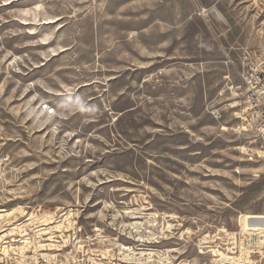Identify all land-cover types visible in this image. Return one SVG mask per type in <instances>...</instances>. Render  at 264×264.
Returning a JSON list of instances; mask_svg holds the SVG:
<instances>
[{
  "label": "rangeland",
  "instance_id": "1",
  "mask_svg": "<svg viewBox=\"0 0 264 264\" xmlns=\"http://www.w3.org/2000/svg\"><path fill=\"white\" fill-rule=\"evenodd\" d=\"M262 42L264 0H0V250L264 264L221 245L264 214V156L224 63Z\"/></svg>",
  "mask_w": 264,
  "mask_h": 264
},
{
  "label": "built area",
  "instance_id": "2",
  "mask_svg": "<svg viewBox=\"0 0 264 264\" xmlns=\"http://www.w3.org/2000/svg\"><path fill=\"white\" fill-rule=\"evenodd\" d=\"M236 60L227 59L225 65L239 67V99L242 105H246L251 113L247 116L249 121L254 123V135L260 143V148L264 151V42L257 46L244 47L239 50ZM39 115L52 118L57 115L56 106L49 100H42L37 103ZM211 114V113H210ZM212 115V114H211ZM213 116V115H212ZM215 118V116H213ZM220 118V116H219ZM219 118L217 120H219ZM257 231H243L239 228L238 232L223 234L221 245L229 246L234 254L245 249L250 258L264 253V235L256 233ZM219 239V238H218ZM208 242L202 241V244ZM205 243L203 245H206ZM10 259V258H8ZM0 264H9L7 259L0 260ZM41 264V263H40Z\"/></svg>",
  "mask_w": 264,
  "mask_h": 264
},
{
  "label": "bare ground",
  "instance_id": "3",
  "mask_svg": "<svg viewBox=\"0 0 264 264\" xmlns=\"http://www.w3.org/2000/svg\"><path fill=\"white\" fill-rule=\"evenodd\" d=\"M225 79L229 80V77L225 76ZM227 89L230 90L229 95H231V97L236 99V101L233 102V104H231V106L233 107L232 109H235V108L237 109L236 110L237 112L234 113V116L240 121V123L242 125V127H241L242 130H244V131L250 130V131L254 132V130H255L254 123H253L252 120L250 122L248 117H247V116H251V113H250V111H249V109H248V107L246 105H242V102L239 99V94H238L237 87L227 85ZM210 113L213 116H215L216 119H218L219 116H220V114L218 112V109L217 110H211ZM223 130H227V129L223 128ZM261 154L264 156V151L262 149H261ZM10 214L11 213L6 214V216H9ZM156 217L157 216L154 214L153 218H156ZM138 218L139 217H136V219H138ZM239 220H240L239 224L241 225V227L243 228L244 231H252V232L257 231L256 232L257 234L258 233H263V235H264V214H244V215L240 216ZM134 227L137 230V229L142 227V223H134ZM167 228L170 229L171 225H168ZM146 239L148 240V238H146ZM8 243L4 242L3 243L4 245H2L3 246V248H2L3 250L2 249L0 250L2 252V253H0L1 254L0 260H3L5 258L6 259L11 258L9 256L12 255V258L14 259L16 264L18 263V260H19V262H24L25 260H22L21 254L18 255L16 253L12 252L11 250L13 248H10L8 246ZM23 244H25V246H26L28 243L26 241H24ZM214 253H218V252L215 251ZM214 256H219V255L217 254V255H214ZM44 257H46V256L42 254L38 258H36V260H38V262H39L38 264H40V260H42V258L44 259ZM223 258L224 259H228V260L232 259V258H228V257H223Z\"/></svg>",
  "mask_w": 264,
  "mask_h": 264
},
{
  "label": "flooded vegetation",
  "instance_id": "4",
  "mask_svg": "<svg viewBox=\"0 0 264 264\" xmlns=\"http://www.w3.org/2000/svg\"><path fill=\"white\" fill-rule=\"evenodd\" d=\"M116 78H118V76H117V77H115V78H113V79H116Z\"/></svg>",
  "mask_w": 264,
  "mask_h": 264
},
{
  "label": "crops",
  "instance_id": "5",
  "mask_svg": "<svg viewBox=\"0 0 264 264\" xmlns=\"http://www.w3.org/2000/svg\"><path fill=\"white\" fill-rule=\"evenodd\" d=\"M38 81V80H37Z\"/></svg>",
  "mask_w": 264,
  "mask_h": 264
}]
</instances>
